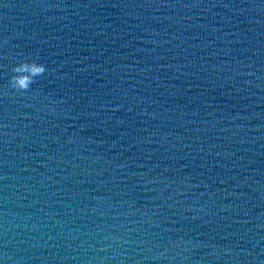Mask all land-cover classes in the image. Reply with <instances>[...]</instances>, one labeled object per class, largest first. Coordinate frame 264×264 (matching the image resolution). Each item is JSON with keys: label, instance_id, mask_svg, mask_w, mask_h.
Here are the masks:
<instances>
[{"label": "water", "instance_id": "95a60500", "mask_svg": "<svg viewBox=\"0 0 264 264\" xmlns=\"http://www.w3.org/2000/svg\"><path fill=\"white\" fill-rule=\"evenodd\" d=\"M0 264H264V0H0Z\"/></svg>", "mask_w": 264, "mask_h": 264}, {"label": "clouds", "instance_id": "9594fccd", "mask_svg": "<svg viewBox=\"0 0 264 264\" xmlns=\"http://www.w3.org/2000/svg\"><path fill=\"white\" fill-rule=\"evenodd\" d=\"M46 70L47 69L43 63H37L34 60H21L11 69L12 75L9 78L10 88L14 90L16 93H21V94L26 93L29 90L30 86L33 83H35L36 78L44 75ZM50 111L53 110L50 109ZM157 182H158L157 178L147 180L148 184H155ZM161 191H163V189H161ZM176 194L179 195V193ZM191 210L199 213L205 212V208L203 206ZM179 243H186L188 245H191L192 241L178 242V244ZM187 250H188L187 248L183 249V251L185 252ZM177 255H179V253ZM153 259H158V258L153 257Z\"/></svg>", "mask_w": 264, "mask_h": 264}]
</instances>
